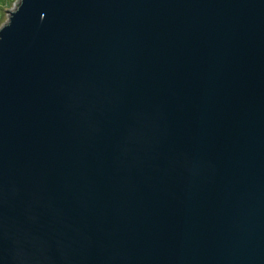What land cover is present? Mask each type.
Here are the masks:
<instances>
[{"label": "water", "instance_id": "1", "mask_svg": "<svg viewBox=\"0 0 264 264\" xmlns=\"http://www.w3.org/2000/svg\"><path fill=\"white\" fill-rule=\"evenodd\" d=\"M0 264H264V0H18Z\"/></svg>", "mask_w": 264, "mask_h": 264}, {"label": "rangeland", "instance_id": "2", "mask_svg": "<svg viewBox=\"0 0 264 264\" xmlns=\"http://www.w3.org/2000/svg\"><path fill=\"white\" fill-rule=\"evenodd\" d=\"M18 0H0V26L6 21L8 11L11 10Z\"/></svg>", "mask_w": 264, "mask_h": 264}]
</instances>
